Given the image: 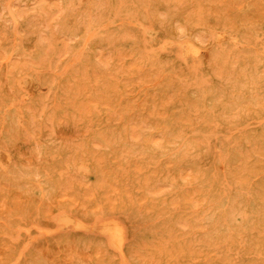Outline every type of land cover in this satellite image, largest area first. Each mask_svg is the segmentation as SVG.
<instances>
[{
    "label": "rangeland",
    "instance_id": "rangeland-1",
    "mask_svg": "<svg viewBox=\"0 0 264 264\" xmlns=\"http://www.w3.org/2000/svg\"><path fill=\"white\" fill-rule=\"evenodd\" d=\"M0 264H264V0H0Z\"/></svg>",
    "mask_w": 264,
    "mask_h": 264
},
{
    "label": "bare ground",
    "instance_id": "bare-ground-1",
    "mask_svg": "<svg viewBox=\"0 0 264 264\" xmlns=\"http://www.w3.org/2000/svg\"><path fill=\"white\" fill-rule=\"evenodd\" d=\"M226 38H227V34L218 32L213 36V41L219 43L225 40ZM182 50L186 54L195 55L198 53L199 48L194 43L187 41L182 46ZM23 86L28 91H32L34 89L33 88L34 83L31 81H25L23 83ZM1 159L5 161L6 156L2 155ZM66 221L69 222L70 220L67 218ZM100 230L104 232L115 245H119L122 239V231L119 226H117L116 224H105V225L100 226Z\"/></svg>",
    "mask_w": 264,
    "mask_h": 264
}]
</instances>
